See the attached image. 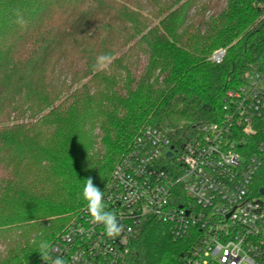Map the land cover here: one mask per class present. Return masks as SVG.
I'll return each mask as SVG.
<instances>
[{
    "label": "trees",
    "instance_id": "trees-1",
    "mask_svg": "<svg viewBox=\"0 0 264 264\" xmlns=\"http://www.w3.org/2000/svg\"><path fill=\"white\" fill-rule=\"evenodd\" d=\"M262 67L264 0H0V264H36L146 127L185 140ZM187 246L149 219L131 264Z\"/></svg>",
    "mask_w": 264,
    "mask_h": 264
},
{
    "label": "built area",
    "instance_id": "built-area-1",
    "mask_svg": "<svg viewBox=\"0 0 264 264\" xmlns=\"http://www.w3.org/2000/svg\"><path fill=\"white\" fill-rule=\"evenodd\" d=\"M227 48L210 60L221 63ZM264 67L225 93L220 121L185 140L146 127L102 190L123 226L115 238L87 208L36 264H131L149 219L186 239L182 264H264Z\"/></svg>",
    "mask_w": 264,
    "mask_h": 264
},
{
    "label": "clouds",
    "instance_id": "clouds-1",
    "mask_svg": "<svg viewBox=\"0 0 264 264\" xmlns=\"http://www.w3.org/2000/svg\"><path fill=\"white\" fill-rule=\"evenodd\" d=\"M18 22L23 23V19L20 18ZM111 61V56L107 54L100 55L97 57L94 68L96 70H105L111 64ZM81 195L93 223L102 224L108 237L115 238L119 236L123 230V226L119 223L114 213L106 210L104 193L94 184L91 177L85 179ZM47 247L48 244L46 242L40 244L41 249H46Z\"/></svg>",
    "mask_w": 264,
    "mask_h": 264
},
{
    "label": "water",
    "instance_id": "water-1",
    "mask_svg": "<svg viewBox=\"0 0 264 264\" xmlns=\"http://www.w3.org/2000/svg\"><path fill=\"white\" fill-rule=\"evenodd\" d=\"M260 192L264 194V187L260 189ZM184 254L182 253L181 256H183Z\"/></svg>",
    "mask_w": 264,
    "mask_h": 264
},
{
    "label": "rangeland",
    "instance_id": "rangeland-1",
    "mask_svg": "<svg viewBox=\"0 0 264 264\" xmlns=\"http://www.w3.org/2000/svg\"><path fill=\"white\" fill-rule=\"evenodd\" d=\"M211 55H212V54H211ZM211 55H210V56H211ZM210 56H209V59H210ZM71 222H72V221H71ZM71 222H69V224H70ZM69 224H67V226H68ZM67 226H66L65 228H67ZM64 231H65V230H64ZM62 234H63V233H62ZM47 251H48V250H47Z\"/></svg>",
    "mask_w": 264,
    "mask_h": 264
}]
</instances>
